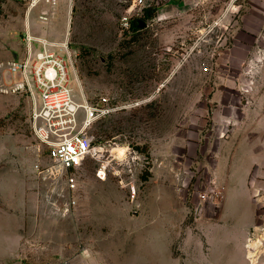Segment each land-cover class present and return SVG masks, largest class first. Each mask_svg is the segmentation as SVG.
<instances>
[{"label":"rangeland","instance_id":"obj_1","mask_svg":"<svg viewBox=\"0 0 264 264\" xmlns=\"http://www.w3.org/2000/svg\"><path fill=\"white\" fill-rule=\"evenodd\" d=\"M149 7L155 15L143 28H123V18L140 20ZM260 8L264 0H60L33 9L0 0V64L23 60L28 36L35 50L47 40L68 60L77 102L105 96L118 108L85 129L103 158L87 159L70 191L34 135V100L0 91V264H264V178L250 181L245 198L239 164L237 182L228 181L224 159L220 183L212 148L200 147L213 126V95L247 94L249 83L239 82L248 79L245 45L255 46L251 62L264 45L254 35ZM261 78L264 63L248 93Z\"/></svg>","mask_w":264,"mask_h":264},{"label":"built area","instance_id":"obj_2","mask_svg":"<svg viewBox=\"0 0 264 264\" xmlns=\"http://www.w3.org/2000/svg\"><path fill=\"white\" fill-rule=\"evenodd\" d=\"M25 1L33 9L40 5L54 8L60 0ZM138 4H143V0H138ZM49 12L51 11L42 15L43 20L50 18ZM130 22L131 18H123L122 26L125 30L130 29ZM26 41L28 51L23 60L0 64V91L26 94L34 100L35 108L32 113L34 135L47 146L50 160L56 168L62 171L68 189L74 191L77 187L76 174L86 160L89 158L102 160L104 153L103 147L96 145L94 137L85 129L98 119L115 112L118 108L112 106L105 96H101L96 104L77 102L70 87L68 60L52 50L56 45L47 40L37 39L41 49L35 50L33 41L36 39L28 36ZM68 59L71 61L69 53ZM263 63L264 45L256 50V56L252 62L249 59L243 64L249 83L243 88L244 93H248L252 89L253 76ZM17 74L20 76L18 79L15 77ZM36 94L39 95L40 104L37 102ZM82 112L84 118L80 121L79 117ZM114 159L118 164L123 165L126 157L117 154ZM107 170L108 165L102 163L97 171V177L100 180H105ZM125 186L131 197L135 198L137 190L133 182H127ZM200 199L205 203L208 194H201ZM25 264L36 263L27 262Z\"/></svg>","mask_w":264,"mask_h":264},{"label":"crops","instance_id":"obj_3","mask_svg":"<svg viewBox=\"0 0 264 264\" xmlns=\"http://www.w3.org/2000/svg\"><path fill=\"white\" fill-rule=\"evenodd\" d=\"M250 10L253 11L252 8ZM260 13H262V20H264V8H260ZM247 17L245 22L248 25H245V27L252 34L251 29L253 27L250 24L252 23V19L251 17ZM254 35L256 37H264V22ZM245 46L246 48L248 47V50L244 62L249 60L253 52H255V46L252 47V44ZM232 49L233 46L231 49H227V52L233 54ZM246 81L243 79L242 82H239V87L242 88V85H245ZM261 85L264 86V78H261L256 91L245 94L242 100H239L234 92H219L214 94L211 99L216 103V109L212 118L213 126L211 129H207L208 132L205 135L201 136V138H204V142L200 147L207 150L210 147L212 148L210 158L215 166V177H217L218 182L220 181L221 183L224 176L223 174L221 177V174L217 172L218 166L223 163L224 159L225 165H229V170L226 174L228 181L232 179V181L237 182L238 180V176L233 175L232 171L235 169V164H239L237 170L244 171L245 186H235L243 194L246 193L245 198L252 197V190L249 188L250 181L253 179V181L257 182L259 178H264V91L263 89H261V92L258 91ZM238 133H242L243 137L233 140V136ZM210 136L212 141H209ZM206 156L207 153L203 154V158L208 159L209 156ZM222 212L223 209L219 215V221L222 217ZM252 213L253 211L251 215Z\"/></svg>","mask_w":264,"mask_h":264},{"label":"trees","instance_id":"obj_4","mask_svg":"<svg viewBox=\"0 0 264 264\" xmlns=\"http://www.w3.org/2000/svg\"><path fill=\"white\" fill-rule=\"evenodd\" d=\"M154 15H155V9L152 8V7L147 8V9L145 10V14H144V16H143L142 19H140V20H136V21H133V22H132V20H131L129 31H130V30H132V31H134V32L139 31L141 28L144 27V20L147 19V18H153ZM143 179H144V180H147V179H148V175H144V176H143Z\"/></svg>","mask_w":264,"mask_h":264},{"label":"water","instance_id":"obj_5","mask_svg":"<svg viewBox=\"0 0 264 264\" xmlns=\"http://www.w3.org/2000/svg\"><path fill=\"white\" fill-rule=\"evenodd\" d=\"M203 208V206H200V210Z\"/></svg>","mask_w":264,"mask_h":264}]
</instances>
